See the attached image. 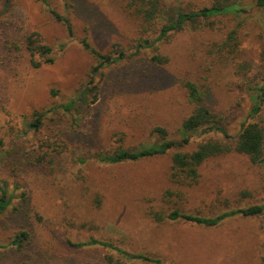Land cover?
<instances>
[{"label":"rangeland","instance_id":"rangeland-1","mask_svg":"<svg viewBox=\"0 0 264 264\" xmlns=\"http://www.w3.org/2000/svg\"><path fill=\"white\" fill-rule=\"evenodd\" d=\"M212 1L167 4L191 10ZM237 1L246 6L245 13L187 26L93 74L96 60L83 47V38L106 53L130 50L142 35L156 36L141 34L139 19L121 0H0V177L17 179L29 190L21 211L12 209L21 203L17 197L1 216L0 242L18 230L30 234L21 248L0 246V264H109L107 255L119 258L113 249L66 243L90 237L157 256L163 264H264V211L213 226L152 216L173 209L213 216L264 204V141L260 163L235 151L208 159L189 188L170 178L172 151L114 164L98 159L118 147L155 142L156 127L177 137L192 111L184 80L210 90L208 105L221 116L228 139L234 141L247 123L264 128V97H257L264 83V5ZM56 14L69 21L70 32ZM31 32L51 46L53 62L29 63L21 43ZM155 54L167 62L152 61ZM86 86L92 89L82 104L79 96ZM70 100L74 103L64 108ZM254 105H259L255 115ZM33 110L43 113L38 130L27 126ZM205 137L225 139L221 133ZM13 144L50 155L40 169L14 178L3 158Z\"/></svg>","mask_w":264,"mask_h":264},{"label":"trees","instance_id":"trees-1","mask_svg":"<svg viewBox=\"0 0 264 264\" xmlns=\"http://www.w3.org/2000/svg\"><path fill=\"white\" fill-rule=\"evenodd\" d=\"M7 1V0H6ZM124 8L134 14L140 21V32L156 33V36L149 40L142 35L137 39V43L130 50H112L110 52H100L92 47L86 37L82 39V44L95 58L96 64L91 68L93 74L102 73V69L116 62L121 61L126 57L135 56L141 53L142 49L152 45L157 41H163L175 32H180L183 29L198 28L201 21L219 15H235L239 16L245 13L246 6L239 3L237 0H214L210 5L202 6L196 9L185 10L177 7H169L168 0H121ZM260 5H264V0H258ZM58 20L66 22L67 30L70 32L71 27L66 18L56 14ZM230 33L229 38L232 37ZM8 45V41L6 42ZM116 45V44H115ZM21 46L24 47L28 55V61L33 67H39L45 63L53 62L51 56L52 48L45 44L37 32L27 34L22 40ZM152 61L157 63L167 62L166 56L152 55ZM183 86L187 92V99L192 104V111L187 115L178 127L177 137H168L167 132L162 127H156L154 132L157 133V140L153 143L141 145L137 148H122L118 147L113 152L102 153L98 159L104 163H119L124 161H135L141 158L157 156L172 151L170 178L178 185L186 188L192 187L199 179L198 167L206 160L224 155L228 152L235 151L245 154L252 163H260L262 160V149L264 141V128L257 122L247 123L242 125L234 141L228 139L222 126V118L220 115L212 111L208 105L210 90L208 88H200L192 81L184 80ZM92 87L86 86L79 96L81 103L86 102L85 96ZM259 100L264 97V83L259 86L257 93ZM74 103L70 100L69 103L63 105L64 108H69ZM259 110V105H254L251 114L255 115ZM43 113L33 110L32 119L27 123L31 130H38L41 125V117ZM212 133H221L225 139L206 138ZM200 140L196 142L195 147L189 150H183L189 146L196 137ZM0 145L2 139L0 138ZM35 150V149H34ZM40 153L29 150L25 147L12 145L10 149L6 148L3 152V158L8 164L7 171L12 177L18 178L22 172L33 171L40 169L42 161L50 153L46 150L39 151ZM17 180V179H16ZM8 181L0 177V219L1 216L12 205L13 200L17 197L21 199L18 207L13 206V211H21L22 205L29 200V190L23 188L19 180ZM20 190L17 192V190ZM95 200H98L95 197ZM99 202V201H98ZM21 207V208H20ZM264 211V204H253L247 207L232 208L224 210L213 216H200L193 213L182 212L179 209H173L167 212L166 215L160 213H152L156 221L163 219L184 220L205 226H213L223 221L226 218L235 216H250L260 214ZM151 215V212L148 211ZM36 220L41 219L38 214L34 213ZM30 240V234L26 229L14 232L6 243H1L0 246H14L21 248ZM66 243L74 247L83 246H101L108 249H113L119 254V258L114 259L112 255H107V263L109 264H135L133 261L139 260L144 263L163 264L157 256L144 252H130L117 247L110 241L90 237L85 241H72L66 239ZM3 244V245H2Z\"/></svg>","mask_w":264,"mask_h":264}]
</instances>
